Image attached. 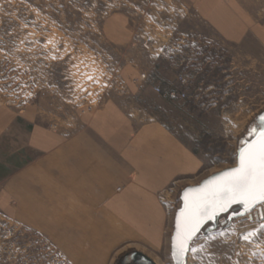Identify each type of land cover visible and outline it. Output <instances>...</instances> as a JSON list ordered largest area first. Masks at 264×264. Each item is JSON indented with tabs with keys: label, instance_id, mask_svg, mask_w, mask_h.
Returning <instances> with one entry per match:
<instances>
[{
	"label": "rangeland",
	"instance_id": "374dc122",
	"mask_svg": "<svg viewBox=\"0 0 264 264\" xmlns=\"http://www.w3.org/2000/svg\"><path fill=\"white\" fill-rule=\"evenodd\" d=\"M153 67L144 85L140 74ZM170 89L187 96L171 99ZM109 98L140 122L159 119L204 161L156 193L164 250L151 255L174 264L182 190L236 165L264 110V0H0V109L58 132ZM23 140L21 149L0 148V183L32 159ZM211 224L192 240L186 264H264L263 203ZM60 262L42 237L0 214V264Z\"/></svg>",
	"mask_w": 264,
	"mask_h": 264
},
{
	"label": "crops",
	"instance_id": "0c3cea01",
	"mask_svg": "<svg viewBox=\"0 0 264 264\" xmlns=\"http://www.w3.org/2000/svg\"><path fill=\"white\" fill-rule=\"evenodd\" d=\"M155 74L142 71V83ZM22 135L32 159L0 183L2 217L42 237L60 264H160L151 255L164 250L156 193L204 167L180 137L155 117L138 121L115 98L58 132L0 109V148L21 149Z\"/></svg>",
	"mask_w": 264,
	"mask_h": 264
},
{
	"label": "water",
	"instance_id": "95a60500",
	"mask_svg": "<svg viewBox=\"0 0 264 264\" xmlns=\"http://www.w3.org/2000/svg\"><path fill=\"white\" fill-rule=\"evenodd\" d=\"M171 236L174 264H186L192 240L203 228H216L219 216L240 217L264 204V110L256 117L254 134L240 146L237 163L217 171L181 193ZM241 205L238 211H230Z\"/></svg>",
	"mask_w": 264,
	"mask_h": 264
},
{
	"label": "built area",
	"instance_id": "2783aa9c",
	"mask_svg": "<svg viewBox=\"0 0 264 264\" xmlns=\"http://www.w3.org/2000/svg\"><path fill=\"white\" fill-rule=\"evenodd\" d=\"M158 93H163V90L160 88V86H155L154 88ZM167 97L171 99H184L187 96V93L185 91H176L174 89H170L169 91L164 93ZM11 104V101L8 102ZM2 102L0 101V108L2 107ZM171 193V191H170ZM164 198V197H163ZM165 199V198H164ZM166 205V210L168 213H175V204L176 200L175 199H168L165 201Z\"/></svg>",
	"mask_w": 264,
	"mask_h": 264
}]
</instances>
